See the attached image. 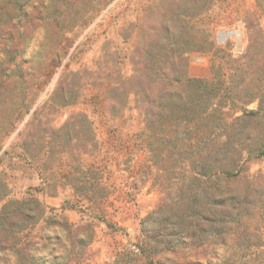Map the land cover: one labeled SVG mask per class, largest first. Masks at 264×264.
<instances>
[{
  "label": "rangeland",
  "instance_id": "rangeland-1",
  "mask_svg": "<svg viewBox=\"0 0 264 264\" xmlns=\"http://www.w3.org/2000/svg\"><path fill=\"white\" fill-rule=\"evenodd\" d=\"M0 264H264V0H0Z\"/></svg>",
  "mask_w": 264,
  "mask_h": 264
},
{
  "label": "trees",
  "instance_id": "trees-1",
  "mask_svg": "<svg viewBox=\"0 0 264 264\" xmlns=\"http://www.w3.org/2000/svg\"><path fill=\"white\" fill-rule=\"evenodd\" d=\"M188 81H189V82H193V83H200V81L197 80V79H189Z\"/></svg>",
  "mask_w": 264,
  "mask_h": 264
}]
</instances>
